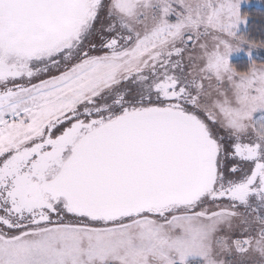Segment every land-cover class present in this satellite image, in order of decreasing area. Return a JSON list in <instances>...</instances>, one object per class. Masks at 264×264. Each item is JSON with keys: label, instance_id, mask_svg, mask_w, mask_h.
Returning a JSON list of instances; mask_svg holds the SVG:
<instances>
[{"label": "snow or ice", "instance_id": "6c2138e0", "mask_svg": "<svg viewBox=\"0 0 264 264\" xmlns=\"http://www.w3.org/2000/svg\"><path fill=\"white\" fill-rule=\"evenodd\" d=\"M240 2L0 0V264H264Z\"/></svg>", "mask_w": 264, "mask_h": 264}, {"label": "trees", "instance_id": "16d2710c", "mask_svg": "<svg viewBox=\"0 0 264 264\" xmlns=\"http://www.w3.org/2000/svg\"><path fill=\"white\" fill-rule=\"evenodd\" d=\"M259 1V5L257 6L243 8L241 14L247 17L244 35L257 40H264V0ZM248 65L246 60L241 58L236 59L232 66L240 71L245 70Z\"/></svg>", "mask_w": 264, "mask_h": 264}, {"label": "rangeland", "instance_id": "374dc122", "mask_svg": "<svg viewBox=\"0 0 264 264\" xmlns=\"http://www.w3.org/2000/svg\"><path fill=\"white\" fill-rule=\"evenodd\" d=\"M259 0H241L239 4V11L241 14V11L243 8L250 7V6H257L259 5ZM242 15V14H241ZM247 21V20H246ZM246 22L243 24H240L237 26V34L238 35H244ZM245 59L246 63H250L252 61H255L256 63H264V49H252L250 52L247 50V47L245 46L244 49L233 52L229 55V63L233 65V62L236 61V59Z\"/></svg>", "mask_w": 264, "mask_h": 264}]
</instances>
